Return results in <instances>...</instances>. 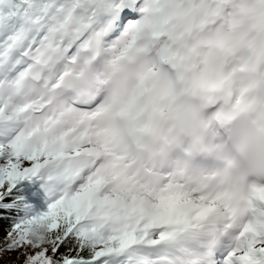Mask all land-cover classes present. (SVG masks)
Masks as SVG:
<instances>
[{
	"label": "snow or ice",
	"instance_id": "1",
	"mask_svg": "<svg viewBox=\"0 0 264 264\" xmlns=\"http://www.w3.org/2000/svg\"><path fill=\"white\" fill-rule=\"evenodd\" d=\"M230 2L0 0V264H264V184L236 204L156 192L93 123L104 106L77 103L146 30L138 51L170 63L173 20L202 28Z\"/></svg>",
	"mask_w": 264,
	"mask_h": 264
},
{
	"label": "clouds",
	"instance_id": "2",
	"mask_svg": "<svg viewBox=\"0 0 264 264\" xmlns=\"http://www.w3.org/2000/svg\"><path fill=\"white\" fill-rule=\"evenodd\" d=\"M171 30L170 63H159L158 49L138 51L146 30L97 69L98 91L77 103L104 106L93 123L129 146L125 171L150 189L242 202L264 184V6L231 0L202 28L173 20Z\"/></svg>",
	"mask_w": 264,
	"mask_h": 264
},
{
	"label": "trees",
	"instance_id": "3",
	"mask_svg": "<svg viewBox=\"0 0 264 264\" xmlns=\"http://www.w3.org/2000/svg\"><path fill=\"white\" fill-rule=\"evenodd\" d=\"M13 259H15V257H13Z\"/></svg>",
	"mask_w": 264,
	"mask_h": 264
}]
</instances>
